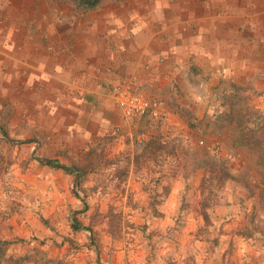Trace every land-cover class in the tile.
<instances>
[{
    "label": "rangeland",
    "instance_id": "obj_1",
    "mask_svg": "<svg viewBox=\"0 0 264 264\" xmlns=\"http://www.w3.org/2000/svg\"><path fill=\"white\" fill-rule=\"evenodd\" d=\"M231 4L243 9L240 28L254 16L264 35V0ZM90 7L0 0V56L40 38L49 18ZM9 66L0 61V240H264L263 75L218 86L193 74L203 103L171 99L175 118L165 104L167 119L139 120L143 146L130 136L134 122L80 147L63 145L62 123L52 129L39 100L26 105L25 69ZM0 264H264V241H0Z\"/></svg>",
    "mask_w": 264,
    "mask_h": 264
},
{
    "label": "crops",
    "instance_id": "obj_2",
    "mask_svg": "<svg viewBox=\"0 0 264 264\" xmlns=\"http://www.w3.org/2000/svg\"><path fill=\"white\" fill-rule=\"evenodd\" d=\"M242 11L231 0H106L70 19L49 18L40 38L10 44L12 55L0 61L11 73L25 69L26 105L39 100L52 129L62 123L63 145L85 147L115 125L123 127L116 134L129 132L112 95L126 78L161 98L174 118L171 99L191 109L203 103L193 74L218 86L241 74L263 81L264 35L257 37L254 16L240 28ZM257 83L264 107V81Z\"/></svg>",
    "mask_w": 264,
    "mask_h": 264
},
{
    "label": "built area",
    "instance_id": "obj_3",
    "mask_svg": "<svg viewBox=\"0 0 264 264\" xmlns=\"http://www.w3.org/2000/svg\"><path fill=\"white\" fill-rule=\"evenodd\" d=\"M112 95L122 117L128 122V126L134 122L136 123L133 125L134 128L130 136L137 147L143 146L146 141V132L138 125L139 120L149 118L157 121L162 119V117L167 119L169 115L168 110L164 106L165 102L139 87L131 77L119 81L115 85ZM122 129L123 127L120 125H115L111 134H116ZM214 151L217 153L220 150L215 147Z\"/></svg>",
    "mask_w": 264,
    "mask_h": 264
},
{
    "label": "trees",
    "instance_id": "obj_4",
    "mask_svg": "<svg viewBox=\"0 0 264 264\" xmlns=\"http://www.w3.org/2000/svg\"><path fill=\"white\" fill-rule=\"evenodd\" d=\"M77 1L80 2V3H83V4L87 5V6H93V5H95L98 2V0H77ZM0 132L2 134H4V135L6 134L4 128L1 125H0ZM257 139L258 138H253L250 135H248L246 137L245 135H242V134L238 137V141L241 142V143L253 142L254 144H257L256 143V142H258ZM258 157H259L260 160H264V153L263 154L259 153ZM45 162L47 164L51 165V166L60 167V168H62L65 171H69V172L72 171L73 172V170H71L69 166H66L63 163H60V162H58L56 160H45ZM76 175H77V177L79 176L78 173ZM72 227L73 228L76 227L74 223H72Z\"/></svg>",
    "mask_w": 264,
    "mask_h": 264
}]
</instances>
